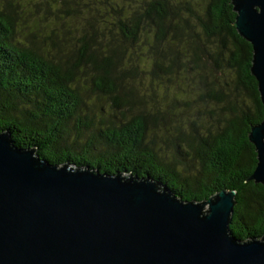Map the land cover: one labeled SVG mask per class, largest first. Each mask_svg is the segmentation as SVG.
Returning a JSON list of instances; mask_svg holds the SVG:
<instances>
[{
    "label": "trees",
    "instance_id": "16d2710c",
    "mask_svg": "<svg viewBox=\"0 0 264 264\" xmlns=\"http://www.w3.org/2000/svg\"><path fill=\"white\" fill-rule=\"evenodd\" d=\"M234 19L231 0H0V133L58 167L149 176L180 201L234 191L231 235L260 239L248 133L264 108ZM212 102L229 110L214 134L168 124Z\"/></svg>",
    "mask_w": 264,
    "mask_h": 264
},
{
    "label": "water",
    "instance_id": "95a60500",
    "mask_svg": "<svg viewBox=\"0 0 264 264\" xmlns=\"http://www.w3.org/2000/svg\"><path fill=\"white\" fill-rule=\"evenodd\" d=\"M231 5L264 108V0ZM248 141L256 165L247 181L264 185V116ZM234 199L222 189L180 201L149 176L58 167L0 133V264H264V233L231 235Z\"/></svg>",
    "mask_w": 264,
    "mask_h": 264
},
{
    "label": "rangeland",
    "instance_id": "374dc122",
    "mask_svg": "<svg viewBox=\"0 0 264 264\" xmlns=\"http://www.w3.org/2000/svg\"><path fill=\"white\" fill-rule=\"evenodd\" d=\"M177 88L180 89L178 86ZM196 97H191V99H195ZM188 99V98H187ZM190 100V99H189ZM168 101V100H167ZM161 105H164L162 102ZM179 107V106H178ZM174 115L168 117L167 121L170 126H172L173 122L181 123L183 122L184 131H188V119H191L195 122L196 127L199 132H209V134H214L218 128H220L225 120V118L229 115V110L221 105H217L216 103H207V104H199L198 109L188 111L183 105L180 110L177 108L176 111L173 112ZM154 134L156 136L155 142L157 147H161L162 150L158 151L159 154L165 150V147L162 145V141L165 138V134L161 130V126H159L156 130H154ZM173 135V134H172ZM155 145V150L157 149Z\"/></svg>",
    "mask_w": 264,
    "mask_h": 264
},
{
    "label": "bare ground",
    "instance_id": "6f19581e",
    "mask_svg": "<svg viewBox=\"0 0 264 264\" xmlns=\"http://www.w3.org/2000/svg\"><path fill=\"white\" fill-rule=\"evenodd\" d=\"M93 171H95V170H93Z\"/></svg>",
    "mask_w": 264,
    "mask_h": 264
}]
</instances>
